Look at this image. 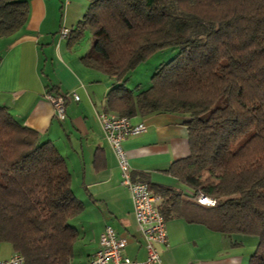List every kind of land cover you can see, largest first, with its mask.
Returning <instances> with one entry per match:
<instances>
[{
    "label": "trees",
    "instance_id": "obj_1",
    "mask_svg": "<svg viewBox=\"0 0 264 264\" xmlns=\"http://www.w3.org/2000/svg\"><path fill=\"white\" fill-rule=\"evenodd\" d=\"M28 11L27 0H0V36L19 30ZM86 33L81 62L116 80L104 112L187 117L189 154L164 171L190 198L137 179L160 195L163 217L188 208L197 220L196 198H214L195 210L220 232L256 236L248 264H264V0H90L66 36L74 43ZM167 47L178 51L149 85L128 88V73ZM55 89L48 92L59 95ZM82 210L55 145L0 105V242L23 264H72L78 230L69 219Z\"/></svg>",
    "mask_w": 264,
    "mask_h": 264
},
{
    "label": "crops",
    "instance_id": "obj_2",
    "mask_svg": "<svg viewBox=\"0 0 264 264\" xmlns=\"http://www.w3.org/2000/svg\"><path fill=\"white\" fill-rule=\"evenodd\" d=\"M27 1L29 11L23 26L0 36V105L20 124L34 129L41 141L53 143L65 160L71 190L83 203L81 213L69 219L78 230L72 264L88 263L106 225L126 240L124 254L142 261L146 250L130 193L121 184L117 160L96 117L116 80L81 62L91 42L89 33L74 43L59 34L62 26L76 28L90 0ZM53 87L59 95H78V99L65 100L62 120L55 117L46 98ZM186 120L174 113L135 116L130 121L144 122L146 130L127 137L122 145L134 178H144L152 187L179 189L189 199L191 189L164 171L189 154ZM198 203L193 205L197 220L191 218L188 208L172 211L166 219L169 244H156L160 258L156 264H248L258 238L218 231L201 218V209L195 210L202 206ZM13 253L9 243L0 242V260Z\"/></svg>",
    "mask_w": 264,
    "mask_h": 264
},
{
    "label": "built area",
    "instance_id": "obj_3",
    "mask_svg": "<svg viewBox=\"0 0 264 264\" xmlns=\"http://www.w3.org/2000/svg\"><path fill=\"white\" fill-rule=\"evenodd\" d=\"M68 28L62 26L59 34L65 37ZM47 100L52 104L54 115L59 120L65 117V100L67 98L78 99L76 92L64 95L46 94ZM101 126L103 137L113 151L120 169L121 184L129 191L132 201L133 216L140 231L143 245L146 250V258L142 261L131 259L124 254L126 240L118 236L115 230L106 225L99 236L98 248L88 260L87 264H156L160 258L156 244L168 245L166 219L159 211L157 205L160 195L149 189L146 182L137 180L132 176V168L129 163L123 141L133 135L146 130L144 122L133 123L125 116L107 113L103 110L96 114ZM197 201L204 205H213L215 199L205 195H199ZM0 264H23V257L14 252L9 258L0 260Z\"/></svg>",
    "mask_w": 264,
    "mask_h": 264
},
{
    "label": "rangeland",
    "instance_id": "obj_4",
    "mask_svg": "<svg viewBox=\"0 0 264 264\" xmlns=\"http://www.w3.org/2000/svg\"><path fill=\"white\" fill-rule=\"evenodd\" d=\"M177 51V47H167L151 54L146 60L140 62L132 71L128 73L125 82L127 87L134 88L138 84L141 87L148 86L150 77L155 68L160 63L166 62L172 58ZM77 218H79V216Z\"/></svg>",
    "mask_w": 264,
    "mask_h": 264
}]
</instances>
